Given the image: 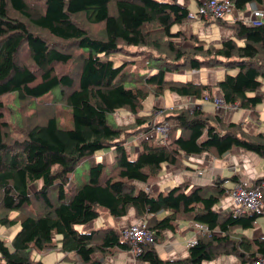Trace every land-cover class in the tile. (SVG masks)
<instances>
[{
	"label": "trees",
	"instance_id": "obj_1",
	"mask_svg": "<svg viewBox=\"0 0 264 264\" xmlns=\"http://www.w3.org/2000/svg\"><path fill=\"white\" fill-rule=\"evenodd\" d=\"M191 1L196 3L194 12ZM204 1L0 0V226H19L10 247L0 238V264H44L33 260L32 252L50 251L57 243L70 264L67 255L72 253L81 264H112L108 258L132 250L121 231L76 229L99 218L101 210L119 219L131 212L152 233L153 242L142 245L134 258L140 264H202L221 257L253 264L264 258V236L251 239L238 233L252 230L260 216L218 210L226 179L216 178L215 188L193 190L187 181L166 192L135 186L151 187L164 166L189 170L185 156L220 160L242 150L264 159V130L251 132L244 123L208 113L197 104L191 110L180 106L158 122L149 121L144 112L149 96L165 91L213 106L216 88L226 105L253 111L259 120L255 109L264 103V25L189 19ZM229 1L244 12L249 4L263 5L264 0ZM191 22L220 28L222 39L210 42L181 29ZM116 54L141 58L115 66ZM144 67L153 72L145 73ZM218 67L224 75L215 84L166 79L181 70ZM131 68L134 72L128 73ZM5 96H13L10 105L17 109L7 108L12 123L3 114ZM23 105L32 106L34 114L25 117ZM58 107L67 114V125L55 116ZM47 110L54 112L41 118ZM118 113L127 114L128 124H122ZM170 120L164 141L155 128ZM132 136L137 138L133 159L127 146ZM106 152L113 155L109 169L105 161H94L97 153ZM84 160L90 163L88 181L66 191L71 174ZM37 181L40 188L30 194V185ZM227 181L239 184L236 176ZM263 185L264 172L248 187L260 189L264 207ZM11 213L18 217L11 219ZM182 221L200 224L206 233L197 234L185 258L162 259L159 246Z\"/></svg>",
	"mask_w": 264,
	"mask_h": 264
},
{
	"label": "crops",
	"instance_id": "obj_2",
	"mask_svg": "<svg viewBox=\"0 0 264 264\" xmlns=\"http://www.w3.org/2000/svg\"><path fill=\"white\" fill-rule=\"evenodd\" d=\"M177 1L179 2L180 0H174L172 2H177ZM178 4H180V2ZM260 8H264V5H262V4L258 5L256 3H251L247 7V9L244 11V14L250 13L251 10L260 9ZM232 19H233V15H231V14L226 15L224 18V20L228 21V22H231ZM176 28L177 27H175V30H176ZM184 28H187L188 30H190L191 33H194V34L197 33V34L205 36L204 38L208 39V41H210V42H215V41L222 38L221 37L222 36L221 35L222 30L220 28L212 27V26L210 28H207V27L203 28L201 22L188 23V24L183 25L181 27V29L183 31H184ZM215 33H216L217 38H210V36H212ZM187 43L192 44L191 42H187ZM196 73L197 74H195V75H193V74H191L190 76L188 75L190 78L189 81L199 83V82H201V80H204L205 82L203 84H215L219 80V76H221L224 73V71L219 70L217 68L216 69H201L199 71H196ZM158 98H160V96ZM174 100H175V98H174ZM173 102H174V106L171 108H175V101H173ZM197 102L198 101H194L193 105H195V104L199 105L200 107H202V109L204 111H206L208 113L214 112L213 106L210 103H206V102H198L197 103ZM154 103L155 102H153V105H156ZM163 106H165V100L163 101ZM255 110L257 112H262L261 111L262 109L260 110L258 107H256ZM232 115L230 116V119H231ZM246 117H249L248 119H246V121L248 120L246 126L247 125H251V126L254 125L251 122V120L253 121V117L251 116V111H244L243 114L241 115V117L237 118L236 121L243 123V121L245 120ZM231 121H233V120L231 119ZM246 121H244V123ZM254 127H253V129H254ZM136 151H137V149L135 147V151L133 153L134 155H135ZM129 153L132 154V151L130 148H129ZM108 159H113V155L111 152L108 154ZM259 159L260 158H257L255 155L253 156V155L246 153L244 151H243V153L238 152V150H236V151L234 150V151L230 152L229 154H226V156H223L220 160L208 157V155H203V156L196 157V158L185 156L182 158V160H183L184 166H186L189 169L188 171H181L175 167L164 166L163 172H161V174H160V178L158 179L157 183L155 185L153 184L152 186H154V191L166 190L167 188H170V186L174 184V181L178 182V183H180L181 181H187V182H190V190H193L196 188H201L202 186H206V185H208L212 188H215V186L213 185V181L216 178L226 179V181H227V180H229V178H231L233 176L237 177L239 185H245V186L250 185L252 180H254L256 177L263 175L264 171H261V173H258L257 170L255 169V167L251 166L254 163H256ZM100 160H101V158L99 157L96 161L100 162ZM248 160H251L252 162H249ZM250 163H252V164H250ZM236 164H238L239 167L238 166L236 167ZM249 167H251V168H249ZM226 181H224V184H223L225 188H229V187H232L233 185H235L231 181H228V183H227L228 185H227V184H225ZM230 203L231 202H229L228 200H223L222 204L218 206V210L229 211L231 209ZM101 211H104V210H101ZM104 212H106V211H104ZM104 215L107 216V218L105 219L104 222H109L106 224L107 225L106 227H113V228L118 229V230L119 229L121 230L123 222H128V220L134 219V215L131 212L126 217H124L122 219L111 217L108 212H106V214H104ZM261 217H264V215H262L258 218H261ZM257 220H256V222H257ZM93 223H94V221H93ZM89 225H91V223ZM255 225L256 224H254V228L252 229L253 232H252L251 236H247L244 233L245 231H242V230H239L238 233L242 234V236H244L246 238H251V239L264 236V231H263L264 227L261 228L257 225L255 226ZM100 227L101 226L94 227V228H100ZM85 230H87V228ZM175 233L176 234L180 233L181 237L183 239H185V241L179 242L175 236ZM170 235L171 236H168V235L166 236L165 244L160 249V257L162 259H169V260H177V259L185 258L188 254V251H187L188 248H186V244L189 241H191L194 237V231L192 229V224L189 223L188 225L184 226L181 229L177 225L175 227L174 233H172ZM62 255H63L62 262L65 263L66 262V261H64L65 255L64 254H62ZM67 258L69 261L75 259V263H73V264H80L78 262L79 260H78L77 256L74 253L67 255ZM107 262H111L112 264H140V263L135 261V259L130 255V253H127V252L126 253H118V254L108 258ZM202 264H239V261L233 257H229V258L221 257L220 259H218L215 262H210V263L204 262Z\"/></svg>",
	"mask_w": 264,
	"mask_h": 264
},
{
	"label": "rangeland",
	"instance_id": "obj_3",
	"mask_svg": "<svg viewBox=\"0 0 264 264\" xmlns=\"http://www.w3.org/2000/svg\"><path fill=\"white\" fill-rule=\"evenodd\" d=\"M160 1H162V2H168V3H179V2H180V4L182 3V0H180L179 2L178 1L177 2H172L174 0H160ZM263 5H264V1H263ZM195 8H196V3H194L193 1H191L190 2V5H189V9H191L194 12L195 11ZM194 14L196 15V19H199V16H197V13L195 12ZM228 14L229 13H226V15H228ZM221 35H222L221 37H223V34H221ZM210 38H217L216 33L213 34L212 36H210ZM125 48L129 52H134L136 50L134 47H125ZM23 57H25V54L24 53H22L21 56H19V58H21V59H23ZM140 58H141L140 55H137L134 58L133 56L128 55V54H116L114 57H112V61H113V63H114L115 66H118V65L124 64L126 61H130V60H133V59L140 61ZM137 64H139V63H137ZM128 66L132 67V65H128ZM217 69L223 70L222 67H218ZM143 71L145 73H152L153 72V70L150 71L148 67H144L143 68ZM133 72H134V69L131 68L128 73H133ZM175 73L174 74L167 75L166 79H168V80H177V81H189V79H190L189 76L191 74H193V75L197 74L196 71H187V70H184V71L181 70V71H178V72H175ZM229 73L233 74V73H235V71H233V72L230 71ZM223 75H224V73L221 76H219V80L218 81H220L223 78ZM201 82L204 83L205 81L204 80H201ZM212 93H213L212 100L213 99L215 100L218 97L221 98L220 95H219L218 89L213 88L212 89ZM174 98H175V100H174ZM2 100H3V102H4L5 106H6V109L3 110V114H5L6 119L9 120V122L12 123L14 121V117H12L9 114H7L6 111H7V108L8 107H10L12 110L17 111L16 108L11 107V105H10L12 103V101H13V96H5ZM164 100H165V106H163V101ZM173 101H175V109L174 108H171V107L174 106V102ZM153 102H155L154 104H156V105H153ZM193 104H194V100H188L187 101L186 99H180L177 96H175L173 93H171L169 91H165L160 96V98L154 97L152 95L149 96L148 100L145 103L144 112H146L145 114H148V118L147 119L149 121L158 122V121L164 119L166 116H168L169 113L174 112V111H177L178 110L177 108L180 107V106H182L181 108L191 110V107L193 106ZM36 106L38 107V105H36ZM257 107L260 110L262 109L261 110L262 112H258V116H259L258 119L259 120H256L255 114L252 111L251 112V116L253 117V121L251 120V122L254 125H252V126L251 125H247L246 126V124L248 122V120L246 121V119H248L249 117H246L245 118V120H244V121H246L245 123L243 121V123L245 124L244 125L245 128L248 129V130H251V132H253V127L255 125H256L254 127V130L255 131L260 132V131H263L264 130V103H262L261 105H258ZM30 108H33V107L32 106L31 107H29V106L27 107V105H23V107L20 109V111L23 112V114L25 115V117L31 116V114L33 115L34 113H33V110H31ZM213 109H214V112L213 113H217L218 116H221L223 118L226 117V118L230 119V116L233 114L232 117H231V119L234 122H239V121H236V120H237V118L241 117V115L244 112L243 110H239L237 107H236V109H234L232 111H225L224 109H218L217 110V109H215L214 106H213ZM52 112H54V111L53 110L44 111V113L41 114L40 117L41 118H43V117L46 118ZM55 116L56 117H59V122H61V124H63V125L66 124L67 125V121H66L67 120V114L63 111L62 107H58L56 109ZM125 116H127L126 113H118V117L117 118L120 121H122V124H128V120L126 118H124ZM30 119L28 121H34V119L33 120H30ZM171 122L172 121L170 120L169 123L171 124ZM27 125H29V124H26L25 126H27ZM13 134L19 136V134L16 133V132H13ZM204 138H205V136L202 137V140H204ZM127 146L132 151V154H130V156L133 159L135 157L133 153L135 151V147H137V138L135 136L130 137L129 140H128ZM238 152H242L243 153V151H241V150H238ZM109 153L110 152H106L104 154L97 153V156L94 157V161L97 162L96 160L99 157L100 158L102 157L101 160L105 161V165L107 166L106 169H109V167L113 164V159H108V154ZM99 154L101 156H98ZM208 157H211V156H208ZM248 161L249 162H252L251 160H248ZM250 164H252V163H250ZM89 165H90L89 161L88 160H84V161H82L76 167L74 173H72L71 176H70V178H69V184L65 188L66 191H68L73 185H75V186L83 185V183H85V182L88 181V173L87 172H88V169H89ZM237 166H238V164H236V167ZM251 166H254L258 173H261V171H264V159H259L256 163H254ZM249 168H251V167H249ZM163 169H162L161 172H163ZM181 171H188V170H181ZM256 178H258V177H256ZM214 181H213V185L216 184V182H214ZM156 183H157V180L152 181L150 183L151 184L150 185L151 187H149V186L147 187V185H142V184H139V183H135V186H137V188L148 189L149 192H151L152 189L154 190V186H152V185L153 184L155 185ZM177 185H178V182H175L174 181V184L171 185L170 188H167L166 190H160V191L166 192L169 189H171V188H173V187H175ZM235 185H238V184H235ZM40 186H41V182L40 181H37L34 184H31L30 187H29L30 194H34L40 188ZM246 186H250V185H246ZM38 206H39L38 204H35V206H33L32 209L34 211H36V208H38ZM104 214H106V212L101 211L100 212V215H99V218H97L96 220H94V223L91 222V225H86V226H84L85 228L82 227V226H80V227H77L76 229L79 230V231H83V228H84V230L86 228H87V230H89V229L94 228V227H99V226L103 227L104 225H105L104 227H106L107 226L106 224L109 223V222H104L105 219L107 218V216L104 215ZM16 217H18V213H11L10 214V218L11 219H14ZM138 221L139 220H136L135 217H134L133 220L130 219V220H128V222H123L122 223L121 230H123L124 228L128 227L130 224H134V223H136ZM188 224H189L188 222L182 221V222H179L178 223V226L181 229V228H183L184 226H186ZM255 224L257 226L263 228L264 227V217L258 218V220H257V222ZM18 230H19V226H13V227H8V228L0 226V238L5 241V243H6V245L8 247L11 246L10 245V242H11L13 236L15 235V233ZM121 230L119 229V231H121ZM193 231H194V229H193ZM252 232H253V230H245L244 233L247 236H251L252 235ZM170 234H172V233H168L167 235L168 236H171ZM235 234H236V236H239L238 233H235ZM194 235H195V231H194ZM175 236H176V238H177V240L179 242H184L185 241V239H183L181 237V234L180 233H178V234L175 233ZM57 238H59V237H57ZM165 241H164V243L161 246H159L160 249L165 244ZM116 254H118V253H116ZM32 259L33 260H39V261H41L44 264H70L69 262H65V263L62 262L63 255H62V252L60 251V245H59V243H57V246L55 248H53L52 250H50V251L43 252V253H40V252H32ZM71 262H72V264L75 263V259L71 260Z\"/></svg>",
	"mask_w": 264,
	"mask_h": 264
},
{
	"label": "built area",
	"instance_id": "obj_4",
	"mask_svg": "<svg viewBox=\"0 0 264 264\" xmlns=\"http://www.w3.org/2000/svg\"><path fill=\"white\" fill-rule=\"evenodd\" d=\"M226 13L233 15L232 20H241L245 24L251 26H263L264 25V8L251 10L250 13L244 14V12H237L229 0H206L202 2L197 9V15L203 16L205 19L212 18H224ZM189 19H194L196 15L194 13L188 14ZM208 98V97H205ZM215 109H224L225 111H232L236 109L235 105H226L222 98H216L213 101ZM172 125L170 123H163L156 126L155 130L159 133L163 140L167 138V131ZM264 188V185L263 187ZM225 200L230 203L231 211L235 215L240 214H256L263 215L264 207L261 200V191L258 188H249L245 185H235L229 190H226ZM192 229L195 231V235L191 241L186 244V248L193 247L197 242V234L203 235L206 233V228L200 224H193ZM122 239L132 246L130 255L135 258L142 252V245L152 243L153 235L147 230L143 222H136L130 224L127 228L121 231ZM253 264H264V258L257 259Z\"/></svg>",
	"mask_w": 264,
	"mask_h": 264
},
{
	"label": "bare ground",
	"instance_id": "obj_5",
	"mask_svg": "<svg viewBox=\"0 0 264 264\" xmlns=\"http://www.w3.org/2000/svg\"><path fill=\"white\" fill-rule=\"evenodd\" d=\"M228 181L225 182V184H227ZM239 185V184H238ZM235 185H233L232 187H234ZM232 187L226 188L227 190L231 189Z\"/></svg>",
	"mask_w": 264,
	"mask_h": 264
},
{
	"label": "clouds",
	"instance_id": "obj_6",
	"mask_svg": "<svg viewBox=\"0 0 264 264\" xmlns=\"http://www.w3.org/2000/svg\"><path fill=\"white\" fill-rule=\"evenodd\" d=\"M229 211H231V209L229 210ZM232 212V211H231ZM264 215V214H263ZM259 216H262V215H259Z\"/></svg>",
	"mask_w": 264,
	"mask_h": 264
}]
</instances>
